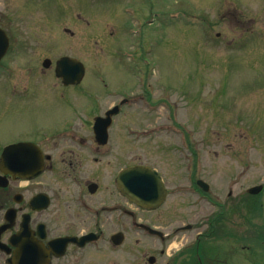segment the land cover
<instances>
[{"label": "rangeland", "instance_id": "1", "mask_svg": "<svg viewBox=\"0 0 264 264\" xmlns=\"http://www.w3.org/2000/svg\"><path fill=\"white\" fill-rule=\"evenodd\" d=\"M254 1L1 0V11L13 16L17 59L33 67L18 62L16 85L0 82L1 92L13 93L0 96V139L29 123L61 125L71 107L84 119L86 100L99 113L129 97L114 121L128 127L129 163L157 169L168 189L164 206L143 219L171 234L169 254L202 232L209 242L239 238L234 259L227 242L211 245L218 262L264 264V1ZM222 28L225 35L207 38ZM62 56L83 63L78 88H60L53 68ZM75 91L86 99H72ZM43 92L47 100L37 102ZM22 96L31 97L30 112ZM256 185L263 190L248 194ZM188 224L197 227L174 234ZM129 238L152 237L129 230Z\"/></svg>", "mask_w": 264, "mask_h": 264}, {"label": "flooded vegetation", "instance_id": "2", "mask_svg": "<svg viewBox=\"0 0 264 264\" xmlns=\"http://www.w3.org/2000/svg\"><path fill=\"white\" fill-rule=\"evenodd\" d=\"M233 18L240 28L245 25L240 15ZM12 24L14 26L13 16L0 9V82L8 86L16 85L15 67L18 62L22 63V68L33 67L31 59H17L19 49L13 42ZM259 30L264 32L263 28ZM225 31L227 28L216 32L210 30L207 38L213 41ZM245 32L247 30L243 34ZM27 79L24 73L23 83ZM57 80L60 88L64 89L78 88L83 81L64 85L60 79ZM43 93L35 99L37 102L47 100ZM12 94L0 91V96ZM55 97L64 99L63 95ZM86 97V92L75 91L72 99L83 100ZM22 98L30 112L31 97ZM127 101L120 96L103 111L93 113L86 100L84 119L80 118L76 108L71 107L73 112L61 125L29 123L25 129L14 130L11 137L0 139V264H178L183 256L187 264H224L223 261L218 262L215 253L209 250L213 243L224 241L233 259L239 256L236 248L239 238L218 236L209 242L202 232H197L188 240L184 250L177 249L171 254L167 250L168 242L173 239L168 238L169 233L165 238L157 235H151L153 238H129V230L143 236L150 234L140 224L163 232L145 221L143 216L145 212L151 213L164 206L168 189L157 208H145L129 199L125 171L131 165L144 164L129 163L128 127L116 128L114 122ZM2 106H7V103L3 101ZM111 109L118 112L111 117V123L106 125L102 122L99 128L95 127L96 120ZM10 146L15 148L7 150ZM187 169L190 171L189 179H192L191 164ZM197 181L195 179L194 184L199 188ZM197 188L190 185L188 190L193 193ZM211 225L212 221L206 218V228ZM186 226L188 231L197 227L196 224ZM25 228L29 234L17 236ZM179 231L180 227L174 234ZM24 247L27 248L26 255L22 252ZM193 255L195 259H192Z\"/></svg>", "mask_w": 264, "mask_h": 264}, {"label": "water", "instance_id": "3", "mask_svg": "<svg viewBox=\"0 0 264 264\" xmlns=\"http://www.w3.org/2000/svg\"><path fill=\"white\" fill-rule=\"evenodd\" d=\"M3 51L4 50H2L1 53H3ZM49 65L50 61L48 59L44 60L43 66L48 67ZM55 72L57 77L61 78L63 84H74L78 83L83 77L84 67L76 59L70 57H62L56 62ZM111 113H113V111H111ZM101 122L107 124L109 121L104 119H98L95 122V126L99 128ZM10 148L14 149L15 146H10L7 148V150H9ZM125 174H127L128 177L126 186L128 196L131 201L147 208H154L160 205L166 195V191L161 181V178L156 171L144 166H133L128 168L125 171ZM201 186L204 190H208V186L206 184L201 183ZM261 189L262 186H256L250 188L248 192L250 194H258ZM27 234H29V232L27 228H25L20 233H18L17 236ZM22 252L26 255L27 248L24 247L22 249Z\"/></svg>", "mask_w": 264, "mask_h": 264}]
</instances>
